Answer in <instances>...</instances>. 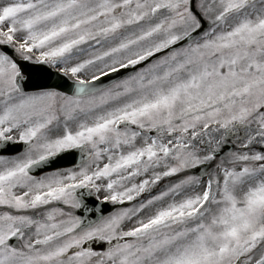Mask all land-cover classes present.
I'll use <instances>...</instances> for the list:
<instances>
[{"label":"snow or ice","instance_id":"1","mask_svg":"<svg viewBox=\"0 0 264 264\" xmlns=\"http://www.w3.org/2000/svg\"><path fill=\"white\" fill-rule=\"evenodd\" d=\"M0 264H264V0H0Z\"/></svg>","mask_w":264,"mask_h":264}]
</instances>
